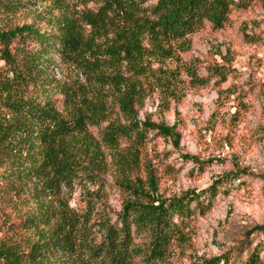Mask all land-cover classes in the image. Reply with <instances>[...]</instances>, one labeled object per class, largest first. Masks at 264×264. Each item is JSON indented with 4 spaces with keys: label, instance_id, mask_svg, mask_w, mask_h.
<instances>
[{
    "label": "trees",
    "instance_id": "16d2710c",
    "mask_svg": "<svg viewBox=\"0 0 264 264\" xmlns=\"http://www.w3.org/2000/svg\"><path fill=\"white\" fill-rule=\"evenodd\" d=\"M74 1L0 0L5 19L41 5L35 21L48 28L0 27V264H171L176 251L190 247L197 212L204 216L211 207L194 192L159 195L162 174L177 170L156 141L177 148L181 134L148 114L140 119L156 77L151 61L188 50L194 34L221 31L233 11L264 0H101L82 10ZM252 36L244 34L254 43ZM217 54L223 65H209L208 80L224 85L233 79L232 58ZM54 69L73 75L60 83ZM91 127L99 128L97 137ZM184 158L200 168L194 157ZM109 170L123 197L114 223L101 205ZM76 188L85 196L83 214L63 200ZM217 190L207 191L209 199ZM95 227L99 242L90 237ZM262 250L264 240L248 243L242 264H263Z\"/></svg>",
    "mask_w": 264,
    "mask_h": 264
},
{
    "label": "rangeland",
    "instance_id": "374dc122",
    "mask_svg": "<svg viewBox=\"0 0 264 264\" xmlns=\"http://www.w3.org/2000/svg\"><path fill=\"white\" fill-rule=\"evenodd\" d=\"M74 2L77 10L95 9L101 4V0ZM42 10L39 4H29L25 15L0 17V27L36 24L47 30L45 23L35 21V14ZM244 34L253 35L257 41L245 40ZM187 45L188 50L177 49L174 57L151 61L156 77L151 80L153 89L139 114L141 120L146 114L155 122L164 120L181 134L177 148L171 142L156 141L158 153L169 154L167 164L177 170L175 175L162 174L159 195L170 199L194 192L200 194L201 202H210L204 216L197 212L190 247L176 251L170 263L202 264L204 259L221 258L223 264L222 258L229 257V264H242L248 257V252L242 251L246 245L254 247L264 240V231L259 229L264 226V5L253 2L233 11L224 29L213 32L207 27L191 36ZM218 51L232 58L233 79L224 85L208 80V66L214 62L223 65ZM189 68L202 80H193L187 73ZM64 71L68 76L57 69L53 74L67 84L73 74ZM227 86L237 93H224ZM56 96L63 98L59 93ZM89 132L97 137L99 128L91 127ZM184 156L197 159L200 168ZM102 180L109 195L107 203L101 205L114 223L122 210L123 197L113 187L111 170L102 175ZM214 187L218 190L209 199L207 191ZM63 200L79 214L87 210L79 188L68 192ZM98 230L93 228L90 237L99 242L102 234ZM260 258L264 261V250Z\"/></svg>",
    "mask_w": 264,
    "mask_h": 264
}]
</instances>
